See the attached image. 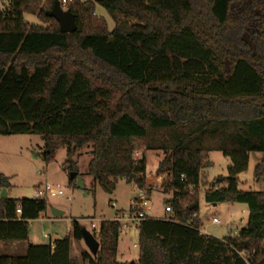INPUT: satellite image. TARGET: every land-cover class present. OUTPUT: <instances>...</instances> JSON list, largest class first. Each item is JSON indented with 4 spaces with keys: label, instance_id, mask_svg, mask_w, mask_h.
<instances>
[{
    "label": "trees",
    "instance_id": "16d2710c",
    "mask_svg": "<svg viewBox=\"0 0 264 264\" xmlns=\"http://www.w3.org/2000/svg\"><path fill=\"white\" fill-rule=\"evenodd\" d=\"M53 1L0 8V135H38L45 164L64 147L69 173L89 146L87 174L107 193L119 179L145 187L144 157L133 156L138 140L161 153L155 175L171 195L169 217L138 223L137 260L116 259L122 226L114 220L99 222L97 253L83 251L81 260L264 264V191L237 188L250 153L261 154L253 174L264 177V0H68L73 32L45 14ZM211 151L230 162L204 201L248 210L245 227L222 238L199 231L198 187ZM8 187L0 173V191ZM46 209L45 198L0 197V242L27 240L29 222ZM81 228L73 220L72 238L27 243L24 255H0V264H77L70 245Z\"/></svg>",
    "mask_w": 264,
    "mask_h": 264
},
{
    "label": "rangeland",
    "instance_id": "374dc122",
    "mask_svg": "<svg viewBox=\"0 0 264 264\" xmlns=\"http://www.w3.org/2000/svg\"><path fill=\"white\" fill-rule=\"evenodd\" d=\"M10 2L11 0H0V8L7 7ZM95 13L102 15L107 21L108 29H112L114 23L105 9L95 5ZM23 19L28 24H40L37 17L30 13H24ZM135 145L133 155L136 158L142 156L146 151L144 189L148 193L150 216L157 219L169 217L171 212L164 211V207L168 205L164 201L171 195L163 193L160 180L155 175L161 153L144 149L138 140ZM41 151L42 141L38 135H0V173L8 178L9 187L6 190L8 197L16 199L32 197L37 185L45 183L63 191V195L47 196L45 198L47 209L38 218L29 222L28 238L30 242L48 243L50 239L53 241L66 235L72 238L73 220L78 221L82 227L91 231V222L97 224L99 220L108 219L117 209L121 212L128 210L136 189L131 183L119 179L111 193L103 191L99 184L87 174V164L90 159L89 146L81 148L73 159L76 164V170L73 172L76 173V176L71 183H69L67 165L64 164L66 160L65 148H59L55 160L48 164L42 161ZM260 158V153L249 154L247 169L238 174V189L264 191V177L256 179L253 174L254 167ZM208 160L210 166L201 171V181L198 187V213L204 232L222 238L229 234H235L239 229L245 227L248 210L243 203L224 202L213 205L204 201V190L218 177L227 175L226 167L230 162L228 157L219 151H211L208 154ZM110 202L114 205L111 206ZM51 207L63 210L64 214L53 217L50 212ZM45 216L51 217L52 220L41 218ZM212 218L218 219L219 224L213 223ZM137 241L138 234L133 231L132 226L121 229L118 236L116 259L118 261L137 260L138 248L133 246L137 244ZM77 242L81 243L70 247V252L76 254V257L72 259L77 264H86L81 260L80 255L83 251L87 253L89 251L82 240ZM23 246L24 243H21L19 246L8 249L7 243L2 242L0 243V255H24L19 254Z\"/></svg>",
    "mask_w": 264,
    "mask_h": 264
},
{
    "label": "built area",
    "instance_id": "2783aa9c",
    "mask_svg": "<svg viewBox=\"0 0 264 264\" xmlns=\"http://www.w3.org/2000/svg\"><path fill=\"white\" fill-rule=\"evenodd\" d=\"M68 0H60V5L62 8H64V5ZM134 156V155H133ZM135 157V156H134ZM133 188L136 189V193L134 197L130 200V205L127 211H122L114 217V221H117L121 224L122 229H127L129 226H132L133 231L135 233H138V223L145 219L146 217L150 216V210H149V199H148V193L144 188H139L135 183H131ZM191 190V188H189ZM59 196L63 195V191L60 188H55L51 186L48 183H45L43 185H39L34 189V194L32 198H46L47 196ZM113 206V203H111ZM164 211L166 213L170 212V206L166 205L164 207ZM16 213L19 215L21 213L20 207L17 206ZM166 218V217H164ZM212 222L215 224H219L218 219L212 218ZM91 233L93 234V231L95 233H98V225L91 222ZM199 231L201 233H205L203 228L200 227ZM133 246H137V244H134Z\"/></svg>",
    "mask_w": 264,
    "mask_h": 264
},
{
    "label": "water",
    "instance_id": "95a60500",
    "mask_svg": "<svg viewBox=\"0 0 264 264\" xmlns=\"http://www.w3.org/2000/svg\"><path fill=\"white\" fill-rule=\"evenodd\" d=\"M45 14L48 17H52L56 20L58 23L59 30L61 32H73L76 30V23L74 19V14L69 9H64L60 5L59 0H54L51 8L45 11ZM76 176L75 172L69 173V178L73 179ZM221 177H218L217 180H219ZM7 196L6 189L3 188L0 191V197L5 198ZM216 205V204H213ZM196 206V204H195ZM51 215L54 217H58L64 214L63 210H60L58 208L51 207L50 208ZM81 236L82 241L89 251V253L94 256L97 253L99 242L95 238V236L86 228H81Z\"/></svg>",
    "mask_w": 264,
    "mask_h": 264
},
{
    "label": "crops",
    "instance_id": "0c3cea01",
    "mask_svg": "<svg viewBox=\"0 0 264 264\" xmlns=\"http://www.w3.org/2000/svg\"><path fill=\"white\" fill-rule=\"evenodd\" d=\"M145 152L146 151H144V153H143V157H144V160H145ZM38 186V185H37ZM8 196V195H7ZM110 203H112V202H110ZM114 205V204H113ZM112 206V205H111ZM121 211L119 210V209H117V210H115L114 211V214L110 217V218H108V219H103V220H113L114 219V217L116 216V214H118V213H120ZM54 217V216H53ZM42 219H51L52 220V218L50 217V218H48V217H41ZM101 220H99V222H100ZM99 222L96 224V225H98L99 224ZM202 227V226H201ZM56 239H58V238H56ZM49 242H52L51 241V239L49 240ZM48 242V243H49ZM0 243H2V242H0ZM7 243V245H8V249H11V247H15V246H19L21 243H24V246L21 248V252L19 253V254H25L26 253V249H27V243H32V242H30L29 241V238L27 237V240H19V241H8V242H6ZM78 243H81V242H77V241H75V240H73V239H71V245H70V247H72L73 245H78ZM32 244H36V243H32ZM38 244H46V243H38ZM19 248V247H18ZM71 250V249H70ZM22 256V255H21ZM70 257L71 258H73V257H76V254H74V252H70Z\"/></svg>",
    "mask_w": 264,
    "mask_h": 264
}]
</instances>
